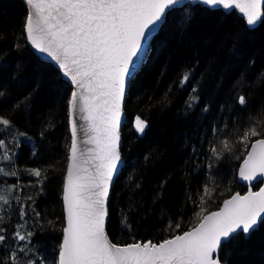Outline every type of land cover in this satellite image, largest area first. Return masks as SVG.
Listing matches in <instances>:
<instances>
[{"label": "trees", "instance_id": "obj_1", "mask_svg": "<svg viewBox=\"0 0 264 264\" xmlns=\"http://www.w3.org/2000/svg\"><path fill=\"white\" fill-rule=\"evenodd\" d=\"M27 15L23 0H0V116L12 122L10 130L0 126V196L8 200H0V264H13L11 255L16 264H57L72 87L30 48ZM124 110L125 162L106 226L114 243L160 244L191 230L202 207L206 215L235 193L258 190L262 181L245 185L238 173L251 144L264 138L241 142L249 128H264V19L249 28L236 10L173 8L129 85ZM136 116L146 123L143 133ZM28 231L30 239L15 236ZM39 233L46 242L37 241ZM219 255L226 264H264V222L222 245Z\"/></svg>", "mask_w": 264, "mask_h": 264}, {"label": "snow or ice", "instance_id": "obj_2", "mask_svg": "<svg viewBox=\"0 0 264 264\" xmlns=\"http://www.w3.org/2000/svg\"><path fill=\"white\" fill-rule=\"evenodd\" d=\"M202 2L224 9L235 7L249 26L264 19V0ZM26 3L33 10L26 17L27 40L40 52L52 56L78 89L69 100L72 143L63 190L66 227L58 264H224L219 255L222 245L241 233L250 234L264 222V188L243 196L237 193L225 200L218 211L206 215L202 207L190 231L160 244L149 241L117 246L110 242L105 231L109 188L121 162L119 130L126 84L141 58L138 54L142 45L156 30L155 25L165 11L178 0H26ZM187 80L185 75L183 82ZM239 103H246L244 96L239 97ZM78 106L81 119L88 124L84 133L88 140L84 143L95 144V148L86 150L87 154L78 145L75 119ZM0 126L10 130L12 122L0 116ZM145 126V121L136 116L135 129L143 133ZM261 135L264 128L251 127L243 133L241 142L247 146L250 137ZM3 147L4 140H0V148ZM224 148L231 150L226 141ZM0 172L4 169L0 168ZM30 174L38 178L42 175L36 169L30 170ZM240 176L244 180L264 177V138L251 144ZM208 194L206 186L205 195ZM0 200L8 203L4 196ZM3 231L0 228V233ZM33 235L32 231L24 235L15 233L20 241ZM5 239L0 234V242ZM10 259L16 264L15 255Z\"/></svg>", "mask_w": 264, "mask_h": 264}, {"label": "water", "instance_id": "obj_3", "mask_svg": "<svg viewBox=\"0 0 264 264\" xmlns=\"http://www.w3.org/2000/svg\"><path fill=\"white\" fill-rule=\"evenodd\" d=\"M24 3L26 4V7L28 9V14L29 12L33 11L32 10V6L27 4L26 3V0H23ZM197 3H200L204 6H208L210 8H223L222 6H209V5H206L202 2V0H178V3L176 5H173L172 7H170L169 9H167L165 11V14L164 16L162 17L161 21H159L157 23V25H155V31L152 33L151 37L147 39L146 43L144 45H142V51L141 53H139L138 55H140V60L139 62L136 64L135 66V69L134 71L132 72V75L131 77L128 79L127 81V84H126V91H125V96H124V100H123V104H122V108H123V112H122V123H121V127H120V130H119V135H120V143H119V152H120V157H121V162L119 164V169H118V172L114 175L113 177V181H112V184L110 185V188H109V197H108V201H107V210H108V205H109V200H110V197H111V192H112V188L114 186V183L124 165V158L122 157V153H121V146H122V128H123V124H124V121L126 119V113H125V110H124V107H125V103H126V98H127V93H128V89H129V85L132 81V79L136 76V74L138 73V71L141 69L144 61H145V58H146V55L148 54L149 52V48H150V45H151V42L153 40V38L155 37V35L159 32L161 26L163 25L165 19H166V15L168 14V12L170 10H172L173 8L175 7H182L183 5H186V4H197ZM224 9V8H223ZM227 11H232V10H236L241 16L244 17V15L238 10L236 9L235 7L231 8V9H225ZM262 10H264V8H262ZM245 20H246V17H244ZM263 20V19H262ZM262 22V21H261ZM261 22H258L257 24L255 25H252V26H249L247 25L249 28H256ZM26 24V23H25ZM25 34H26V29H25ZM26 37H27V34H26ZM28 41V40H27ZM28 44L30 46V48L37 54L40 56L41 59L43 60H46V61H49L51 63H53L58 69L59 71L61 72L63 78L71 85L72 87V93L74 91H78L77 89V86L72 82L71 80V77L70 76H67L65 73H64V70L60 68L59 66V63L52 57V56H49L47 53H43V52H40L38 49L34 48L31 43L28 41ZM135 59V58H134ZM72 95V94H71ZM71 98V97H70ZM81 113L79 112V106L77 107V111H76V115H75V119L77 121V126H78V132H79V139H78V145L81 149L85 150L86 154H87V149L89 148H95V144L93 143H84V141L88 140V136H86L84 133L85 131L88 129V124L86 121L82 120L81 119ZM71 113H70V105H69V133H70V137H71V143H72V135H71ZM71 143H70V147H71ZM70 150V149H69ZM69 156H70V151H69ZM246 159V158H245ZM99 161H96V163H98ZM244 162V161H243ZM243 162L241 164V166L243 165ZM68 164H69V159H68ZM240 166V168H241ZM67 168H68V165H67ZM66 175H67V169H66V174H65V180H64V184H65V181H66ZM238 178H239V181L245 183L246 185L250 184V183H253L252 181H261L262 180V185L261 187L259 188V190L261 188H264V177H259L257 178L256 180H244L241 176H240V169H239V173H238ZM63 190H64V186H63ZM259 190L257 191H252V190H249L248 192H258ZM246 192L245 194H240L241 196L243 195H247ZM237 194V193H235ZM233 194V195H235ZM232 195V196H233ZM231 196V197H232ZM231 197H229L228 199H230ZM63 200V199H62ZM227 200V199H226ZM223 206V204H222ZM221 206V207H222ZM63 207H64V221H65V225L64 227H66V208H65V205H64V202H63ZM219 210V209H218ZM218 210H215V211H218ZM214 212V211H212ZM108 217H109V210H108V216L106 217V221H105V231H106V226H107V222H108ZM260 223L258 224V226L256 227V229L259 227ZM190 231V230H189ZM107 234V233H106ZM246 235H249V234H246ZM109 237V236H108ZM62 239H63V233H62V236H61V244H62ZM109 240L110 242L114 243L110 237H109ZM163 243V242H162ZM116 244V243H114ZM133 244V243H131ZM117 246H126V245H119V244H116ZM129 245V244H127ZM59 253V252H58ZM57 264H58V259H57ZM226 264V263H224Z\"/></svg>", "mask_w": 264, "mask_h": 264}, {"label": "rangeland", "instance_id": "obj_4", "mask_svg": "<svg viewBox=\"0 0 264 264\" xmlns=\"http://www.w3.org/2000/svg\"><path fill=\"white\" fill-rule=\"evenodd\" d=\"M71 94H72V92H71ZM249 151H250V150H249ZM0 159H1V162H0V168H3V167H2V166H3V163H2V156H1V153H0ZM261 181H262V180H261ZM261 185H262V184H261ZM260 187H261V186H260ZM4 189H5V187L3 188V190H4ZM258 190H259V189H258ZM256 191H257V190H256ZM238 193H239V192H238ZM240 194H241V193H240ZM2 204H3V202L0 201V209L2 208ZM221 206H222V205H221ZM220 208H221V207H220ZM220 208H219V209H220ZM217 210H218V209H217ZM255 230H256V229H255ZM252 232H253V231H252ZM252 232H251V233H252ZM251 233H250V234H251ZM250 234H249V235H250ZM40 235H42V234L39 233V236H40ZM245 235H246V234H245ZM249 235H246V236H249ZM42 236H43V235H42ZM42 236H40L41 238L38 237V240H37V241H39L40 243H44V242H46V241H45V237H44V236L42 237Z\"/></svg>", "mask_w": 264, "mask_h": 264}, {"label": "bare ground", "instance_id": "obj_5", "mask_svg": "<svg viewBox=\"0 0 264 264\" xmlns=\"http://www.w3.org/2000/svg\"><path fill=\"white\" fill-rule=\"evenodd\" d=\"M239 179V178H238ZM241 182V181H240ZM253 183H250V184H248V185H251V184H255V183H257L256 181H252ZM243 183V182H242ZM245 184V183H244ZM246 185V184H245ZM106 233H107V230H106ZM107 235H108V233H107ZM109 236V235H108Z\"/></svg>", "mask_w": 264, "mask_h": 264}]
</instances>
